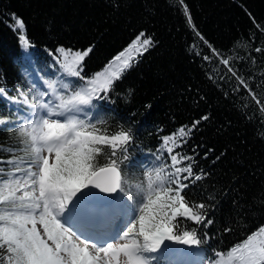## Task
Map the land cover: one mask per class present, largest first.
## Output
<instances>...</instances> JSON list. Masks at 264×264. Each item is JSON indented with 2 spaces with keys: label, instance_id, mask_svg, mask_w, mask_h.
<instances>
[{
  "label": "trees",
  "instance_id": "obj_1",
  "mask_svg": "<svg viewBox=\"0 0 264 264\" xmlns=\"http://www.w3.org/2000/svg\"><path fill=\"white\" fill-rule=\"evenodd\" d=\"M13 13L24 21L26 47L19 30H13ZM141 32L152 37L153 46L138 56L142 49L132 44ZM89 48L81 62L87 79L120 73L123 61L135 58L92 110L98 135L126 131L132 137L119 144L115 157L110 145H97L102 152L94 161L105 166L116 159L128 195H135L138 186L156 185L158 176L172 170L166 151L172 142L165 145L163 137L208 116L188 144L173 152L191 155L195 146L199 153L193 171L207 175L183 194L206 219L197 224L178 216L172 220L173 233L190 231L201 241L186 264H232L230 250L264 226V0H0V157H22V167L29 162L20 151L22 138L12 128L22 107L14 101L23 99L21 93L31 100L37 89L51 95L49 82L56 94H71L61 88L69 78L61 67L64 53L58 50ZM122 51L125 56L115 61ZM223 59L249 83L260 105L243 90L232 91L236 80ZM0 167L7 172L15 165ZM126 199L119 194L116 203L126 209L128 220ZM201 203L204 209L195 207ZM208 219L212 223L205 226ZM167 258L163 254L150 264H166Z\"/></svg>",
  "mask_w": 264,
  "mask_h": 264
},
{
  "label": "snow or ice",
  "instance_id": "obj_2",
  "mask_svg": "<svg viewBox=\"0 0 264 264\" xmlns=\"http://www.w3.org/2000/svg\"><path fill=\"white\" fill-rule=\"evenodd\" d=\"M180 2L182 4L183 0ZM184 11L191 24L186 6ZM12 19L15 21L13 30H19L18 39L26 47L28 41L24 21L14 13ZM132 46L142 49L137 53L142 56L153 46V39L141 32ZM58 51L64 53L61 67L69 78V82L62 83L61 88L71 90V94H56L55 84L49 82L47 88L51 89V95L48 91L37 89L31 100L21 93L23 99L14 101L22 107L18 110V124L14 123L12 128L22 138L24 147L20 151L25 153L29 162L22 167V157L12 156L7 160L0 157V165H15L7 172L0 167V264H101V260L103 264H111L113 258L118 264L121 253L127 258L126 264H150L157 257L146 254L169 250L165 241L174 240L179 245L200 244L193 232L174 235L172 220L179 216L197 224L203 223L206 217L193 211L183 193L207 174L203 170L199 173L193 171L196 156L199 155L195 146L191 155L173 152L188 144L193 132L208 116H201L190 125H182L170 136L163 137L165 145L172 142V147L166 148L172 170L158 176L156 185L149 183L146 190L138 186V192L130 196L126 192V182L121 181L116 159H111L105 166H97L94 161L102 152L97 145H110L111 156L115 157L119 144L129 142L132 137L126 131L113 136L98 135L92 110L95 108L94 101L106 98L114 81L132 66L130 61L135 58L124 60L120 73L107 75L101 72L87 79L82 77L81 62L89 55L90 48L74 53L64 49ZM255 51L260 52L261 49ZM213 52L219 55L214 49ZM124 56L122 51L114 60L119 62ZM203 59L208 61L210 57L204 56ZM220 62L236 80L232 91L243 90L260 105L249 83L237 75L229 60ZM225 78L220 77L221 80ZM208 79L213 80V76L209 75ZM80 80H86V83L80 85ZM24 107H29L31 111L24 112ZM260 110L264 112V105ZM53 156L54 162L51 161ZM124 158L127 159V156ZM204 158H207V153ZM185 162L184 167L177 166ZM97 193H117L127 197L128 220L123 229L117 226L116 235L107 239L99 233L103 231L106 212L114 209L115 202L106 207L97 206L93 202ZM195 207L204 209L206 206L201 203ZM137 211L140 213L138 216ZM211 223L208 219L205 226ZM37 225L42 226V232ZM85 231L97 235H85ZM205 236L207 238V234ZM121 238L128 242L119 245L108 242L109 239ZM89 243L95 249V255L89 252ZM230 259L232 264H264V226L234 246L230 250Z\"/></svg>",
  "mask_w": 264,
  "mask_h": 264
},
{
  "label": "rangeland",
  "instance_id": "obj_3",
  "mask_svg": "<svg viewBox=\"0 0 264 264\" xmlns=\"http://www.w3.org/2000/svg\"><path fill=\"white\" fill-rule=\"evenodd\" d=\"M121 66H115V69H119ZM112 72H116V71H112ZM110 74H107V75H111ZM47 153H45L46 155ZM54 158V156L51 158V160ZM110 206V205H108ZM106 207V206H105ZM106 220H105V223L102 225V229L103 231H101L99 233L100 236L104 237L105 239H107L108 237L110 236H114L116 235L117 231L119 229H123L124 226H125V223L127 222V213L124 211V208L121 207V204H117L115 203V207L112 211L110 212H106ZM119 226V229L118 227ZM37 227L41 230L42 232V226L40 225H37ZM113 230V231H112ZM138 230V229H137ZM106 231V232H105ZM109 231H111L110 233H108ZM107 233V235L105 234ZM85 235H92V236H96L97 233L95 232H89V231H85ZM122 235V233H121ZM132 237L130 236L129 239H131ZM75 239V237H74ZM142 239V238H140ZM108 242L110 243H113L114 245H119V244H124V243H127L128 241L121 238L119 240H114V239H109ZM77 243H79V241H77ZM167 245V247L169 248V250H165V251H162V252H158L160 255L162 254H165L168 258L166 260L167 263L169 264H186L187 263V258L189 256L192 257V249L188 248L190 250V254H183L184 252H181V251H184V250H181V251H174L173 249H171L172 247V241H166L165 243ZM161 248L163 249L164 248V245L161 246ZM89 252L92 253L93 255H95V249L92 248L91 246V243H89ZM103 253L100 254L101 257H103ZM148 256H156L157 253H148L146 254ZM159 257V256H157ZM126 261H127V258L121 253L118 257V264H126ZM223 262V261H222ZM166 263V264H167ZM101 264H103V260H101ZM111 264H117V259L116 258H113L111 260ZM222 264H225V263H222Z\"/></svg>",
  "mask_w": 264,
  "mask_h": 264
},
{
  "label": "water",
  "instance_id": "obj_4",
  "mask_svg": "<svg viewBox=\"0 0 264 264\" xmlns=\"http://www.w3.org/2000/svg\"><path fill=\"white\" fill-rule=\"evenodd\" d=\"M118 167V166H117ZM118 169L120 170V168L118 167ZM121 172V170H120ZM98 191V190H97ZM118 197L119 194L117 193H113V194H95V198H94V204L97 206H108V205H112L113 202H118ZM187 248H190L192 250H196L198 245H186ZM172 249L174 251H179L181 250V246L179 244H177L176 241H172Z\"/></svg>",
  "mask_w": 264,
  "mask_h": 264
}]
</instances>
